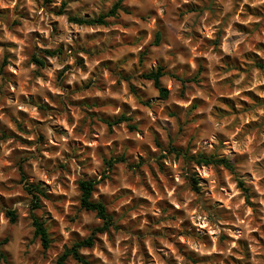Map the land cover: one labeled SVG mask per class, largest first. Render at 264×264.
Masks as SVG:
<instances>
[{"label": "clouds", "instance_id": "clouds-1", "mask_svg": "<svg viewBox=\"0 0 264 264\" xmlns=\"http://www.w3.org/2000/svg\"><path fill=\"white\" fill-rule=\"evenodd\" d=\"M0 264H264V0H0Z\"/></svg>", "mask_w": 264, "mask_h": 264}]
</instances>
